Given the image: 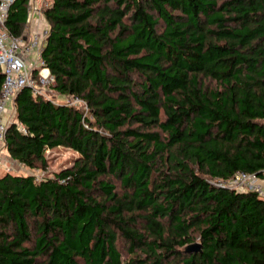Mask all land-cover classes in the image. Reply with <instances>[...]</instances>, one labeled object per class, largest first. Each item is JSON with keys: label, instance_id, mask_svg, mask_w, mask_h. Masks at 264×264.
Masks as SVG:
<instances>
[{"label": "trees", "instance_id": "trees-1", "mask_svg": "<svg viewBox=\"0 0 264 264\" xmlns=\"http://www.w3.org/2000/svg\"><path fill=\"white\" fill-rule=\"evenodd\" d=\"M45 1L51 89L82 107L24 88L5 150L77 156L0 176V264H264V200L218 186L264 170V0Z\"/></svg>", "mask_w": 264, "mask_h": 264}, {"label": "built area", "instance_id": "built-area-1", "mask_svg": "<svg viewBox=\"0 0 264 264\" xmlns=\"http://www.w3.org/2000/svg\"><path fill=\"white\" fill-rule=\"evenodd\" d=\"M29 1L28 36L15 38L5 27L8 11L15 0H0V67L5 76L0 92V159L5 151L8 127L17 121L16 96L24 88H30L34 95L46 98L53 92L51 86L54 79L42 59V49L50 36L49 28L44 22L38 0ZM4 167L7 173L12 170L6 164ZM218 186L238 193H256L264 200V170L261 176L237 173L235 178L218 183Z\"/></svg>", "mask_w": 264, "mask_h": 264}, {"label": "rangeland", "instance_id": "rangeland-1", "mask_svg": "<svg viewBox=\"0 0 264 264\" xmlns=\"http://www.w3.org/2000/svg\"><path fill=\"white\" fill-rule=\"evenodd\" d=\"M40 3L41 7H45L46 1L45 0H38ZM48 99H52L55 101L59 102H65V103H70V106H77V107H82V103L79 102L78 100H71L67 99L65 97L59 96L57 93L54 94L53 92H50L48 94ZM8 117L6 116V119ZM77 156L76 152L71 151L69 149L65 148H58L56 150H51L48 151L47 153V159H48V165L49 168L47 170H30L26 166L18 165L13 162L9 154L7 153V150L4 151L1 161H0V176L4 175L6 172V166L8 168H12L11 172L14 174H19V175H28V174H34L37 178L42 179L44 176L51 175L52 173H56L62 169L68 168L73 166L74 158Z\"/></svg>", "mask_w": 264, "mask_h": 264}, {"label": "water", "instance_id": "water-1", "mask_svg": "<svg viewBox=\"0 0 264 264\" xmlns=\"http://www.w3.org/2000/svg\"><path fill=\"white\" fill-rule=\"evenodd\" d=\"M201 250V245L200 244H192V246L187 248L188 253H193V252H198Z\"/></svg>", "mask_w": 264, "mask_h": 264}, {"label": "crops", "instance_id": "crops-1", "mask_svg": "<svg viewBox=\"0 0 264 264\" xmlns=\"http://www.w3.org/2000/svg\"><path fill=\"white\" fill-rule=\"evenodd\" d=\"M28 32V31H27ZM6 173V172H5Z\"/></svg>", "mask_w": 264, "mask_h": 264}]
</instances>
